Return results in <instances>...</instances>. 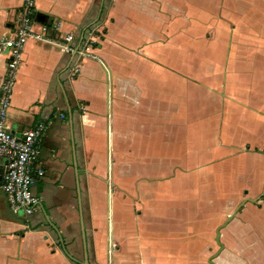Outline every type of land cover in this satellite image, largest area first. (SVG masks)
I'll return each mask as SVG.
<instances>
[{
    "label": "crops",
    "instance_id": "1",
    "mask_svg": "<svg viewBox=\"0 0 264 264\" xmlns=\"http://www.w3.org/2000/svg\"><path fill=\"white\" fill-rule=\"evenodd\" d=\"M22 3L0 0V37ZM36 10L97 57L26 43L5 125L46 124L44 174L31 215L0 193V264H264V0Z\"/></svg>",
    "mask_w": 264,
    "mask_h": 264
},
{
    "label": "built area",
    "instance_id": "2",
    "mask_svg": "<svg viewBox=\"0 0 264 264\" xmlns=\"http://www.w3.org/2000/svg\"><path fill=\"white\" fill-rule=\"evenodd\" d=\"M36 15V0H23L14 33L0 37V53L7 56L5 75L0 86V156L6 158L7 164L0 178V193L6 194L14 212L23 211L28 215L35 213L38 207L39 198L33 186L36 177L44 174V169L41 166L33 167L32 163L40 153L46 124L38 121L21 134L9 131L5 125L26 43L30 38H35L56 44L64 50L78 51L82 56L97 57L92 51L97 41L93 36L94 31L78 47L75 45L74 32L61 30V21L38 22Z\"/></svg>",
    "mask_w": 264,
    "mask_h": 264
},
{
    "label": "water",
    "instance_id": "3",
    "mask_svg": "<svg viewBox=\"0 0 264 264\" xmlns=\"http://www.w3.org/2000/svg\"><path fill=\"white\" fill-rule=\"evenodd\" d=\"M45 18H46V16H45L44 14H39V16H38V19H39L40 21H44ZM247 200H252V201H253V199H250V198H246V201H247ZM244 201H245V200H244ZM244 201H242V202L239 204V206L236 208L235 212H234L232 215H234V214L238 211V209H239L240 206L244 203ZM220 236H221L220 228H218V230H217V235H216V240H217V243L219 244L220 248H222V247H223V243H222V241L220 240ZM85 264H88V263H85Z\"/></svg>",
    "mask_w": 264,
    "mask_h": 264
}]
</instances>
